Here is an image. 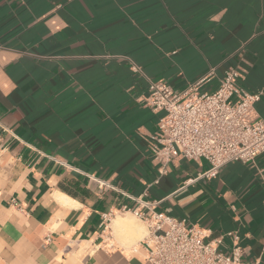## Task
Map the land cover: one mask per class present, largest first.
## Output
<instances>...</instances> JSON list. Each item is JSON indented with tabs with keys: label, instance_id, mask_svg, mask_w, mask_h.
Masks as SVG:
<instances>
[{
	"label": "crops",
	"instance_id": "1",
	"mask_svg": "<svg viewBox=\"0 0 264 264\" xmlns=\"http://www.w3.org/2000/svg\"><path fill=\"white\" fill-rule=\"evenodd\" d=\"M229 68L264 86V0H0V264H148L112 226L144 193L264 264V152L206 176L205 158L162 173L150 149V82L214 69V91Z\"/></svg>",
	"mask_w": 264,
	"mask_h": 264
},
{
	"label": "built area",
	"instance_id": "2",
	"mask_svg": "<svg viewBox=\"0 0 264 264\" xmlns=\"http://www.w3.org/2000/svg\"><path fill=\"white\" fill-rule=\"evenodd\" d=\"M214 75L211 69L183 90L162 79L150 82L145 102L162 113L150 149L162 173L174 159L205 158L210 167L204 174L211 176L227 163L254 162L264 152V118L255 116L264 86L248 91L238 82L239 71L229 68L214 91L204 90ZM146 195L135 197L134 207L123 204L119 211L146 223L147 232L138 247L148 264H258L242 260L238 234L226 253L220 248L221 239L210 240L202 227L188 226L184 219L156 210L158 202Z\"/></svg>",
	"mask_w": 264,
	"mask_h": 264
},
{
	"label": "bare ground",
	"instance_id": "3",
	"mask_svg": "<svg viewBox=\"0 0 264 264\" xmlns=\"http://www.w3.org/2000/svg\"><path fill=\"white\" fill-rule=\"evenodd\" d=\"M57 197L63 203H69V201H71V199L60 192L57 193ZM72 202L73 200L70 203ZM133 218L134 217H132L130 214L126 216L118 214L117 217L112 221L113 229L117 231V233L119 231L121 233H125V235L127 234L132 242L139 240L145 229V227H143L139 222H136Z\"/></svg>",
	"mask_w": 264,
	"mask_h": 264
},
{
	"label": "rangeland",
	"instance_id": "4",
	"mask_svg": "<svg viewBox=\"0 0 264 264\" xmlns=\"http://www.w3.org/2000/svg\"><path fill=\"white\" fill-rule=\"evenodd\" d=\"M131 216L134 217L133 219H134L136 222H139L143 227H145L140 221H138V220L136 219V217H135L134 215H131ZM145 230H146V228L144 229V233H143V235L146 234ZM143 235H142L141 237H143ZM125 236H127V234H126ZM141 237H140V239H141ZM138 239H139V238H138ZM137 241H138V240H137ZM133 242H136V241H133Z\"/></svg>",
	"mask_w": 264,
	"mask_h": 264
}]
</instances>
